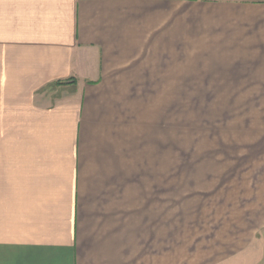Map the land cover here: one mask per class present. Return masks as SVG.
Returning <instances> with one entry per match:
<instances>
[{
    "label": "crops",
    "instance_id": "0c3cea01",
    "mask_svg": "<svg viewBox=\"0 0 264 264\" xmlns=\"http://www.w3.org/2000/svg\"><path fill=\"white\" fill-rule=\"evenodd\" d=\"M183 2L197 1L0 0V264H172ZM237 2L212 18V102L246 105L264 136V0ZM255 162L234 170L235 223L211 228V247L233 251L207 264H264Z\"/></svg>",
    "mask_w": 264,
    "mask_h": 264
},
{
    "label": "rangeland",
    "instance_id": "374dc122",
    "mask_svg": "<svg viewBox=\"0 0 264 264\" xmlns=\"http://www.w3.org/2000/svg\"><path fill=\"white\" fill-rule=\"evenodd\" d=\"M194 1L173 5L187 17L182 31L188 47L187 55L175 57L182 62L172 64V264H199L200 257H205L203 264H207L211 258L206 256H213V249L216 253L233 251L224 241L211 247V228L222 231L235 223L229 209L237 199L242 200V187L234 170L251 171L255 161L264 160V136H253L252 129L245 128L247 121L250 123L245 117L251 114H246V105L228 107L212 102V18L227 15L225 10L239 2ZM255 262L256 258H251L245 264Z\"/></svg>",
    "mask_w": 264,
    "mask_h": 264
}]
</instances>
